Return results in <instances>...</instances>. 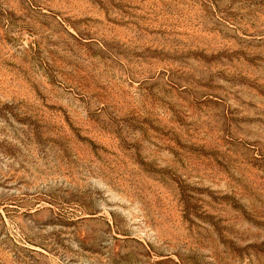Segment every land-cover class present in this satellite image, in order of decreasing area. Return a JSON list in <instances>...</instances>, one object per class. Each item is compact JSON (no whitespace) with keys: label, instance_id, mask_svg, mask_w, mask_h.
Masks as SVG:
<instances>
[{"label":"rangeland","instance_id":"rangeland-1","mask_svg":"<svg viewBox=\"0 0 264 264\" xmlns=\"http://www.w3.org/2000/svg\"><path fill=\"white\" fill-rule=\"evenodd\" d=\"M0 264H264V0H0Z\"/></svg>","mask_w":264,"mask_h":264}]
</instances>
